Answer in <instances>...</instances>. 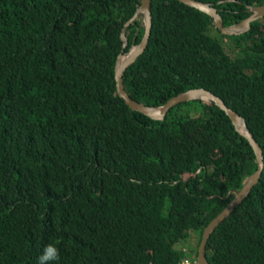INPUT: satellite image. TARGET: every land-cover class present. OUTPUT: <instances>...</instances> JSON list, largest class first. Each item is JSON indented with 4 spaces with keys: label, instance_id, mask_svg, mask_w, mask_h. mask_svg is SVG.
Wrapping results in <instances>:
<instances>
[{
    "label": "trees",
    "instance_id": "trees-1",
    "mask_svg": "<svg viewBox=\"0 0 264 264\" xmlns=\"http://www.w3.org/2000/svg\"><path fill=\"white\" fill-rule=\"evenodd\" d=\"M225 27L264 0H196ZM141 0H0V264H181L206 226L256 172L249 141L214 102L164 121L117 93L120 33ZM143 52L123 75L150 107L205 89L246 120L264 155V16L240 35L177 0H152ZM141 14L123 53L143 35ZM231 43L239 54L230 53ZM228 46V45H227ZM196 251V264L198 257ZM209 264H264V170L212 233Z\"/></svg>",
    "mask_w": 264,
    "mask_h": 264
},
{
    "label": "water",
    "instance_id": "water-1",
    "mask_svg": "<svg viewBox=\"0 0 264 264\" xmlns=\"http://www.w3.org/2000/svg\"><path fill=\"white\" fill-rule=\"evenodd\" d=\"M187 6L195 8L203 13H206L214 19L215 27L221 31L223 35L233 36L240 35L248 31L251 27V24L262 18L264 16V5L251 8L253 12L252 15L236 25L225 27L222 21L218 10L210 4L198 2L196 0H177ZM151 2L152 0H141V4L137 7L133 16L124 24L121 33L120 39L123 42V47L121 53L117 56L116 67H115V79L117 86L118 95L123 98L126 104L130 107L131 110L142 113L143 115L157 121H164L168 111L181 104L186 102H191L195 100L210 101L214 102L221 110H223L227 116L231 119L235 128L240 131V133L249 141L250 146L253 148V151L257 160V170L256 172L246 181L243 188L239 190H233L229 193L228 197H231L234 194V198L227 205V207L215 217L203 231L202 240L198 250V257L196 264H209L206 258V247L209 238L215 229L223 223V221L233 213L251 194L254 187L259 183L263 170H264V155L263 152L252 136V133L249 131L246 120L241 117L237 112L229 108L224 101L213 94L210 91L205 89H193L179 94L176 97L171 98L167 103L161 107H150L142 103H139L133 100L128 93L126 92L123 84V75L131 63L143 52L146 47L150 27H151ZM141 14L143 17L144 32L140 42L137 45H132L129 49L131 52L127 61L125 63H120V58L124 54L123 50L126 47L128 40L125 37V29ZM134 48V49H133ZM133 50V51H131ZM242 128V129H241Z\"/></svg>",
    "mask_w": 264,
    "mask_h": 264
},
{
    "label": "rangeland",
    "instance_id": "rangeland-1",
    "mask_svg": "<svg viewBox=\"0 0 264 264\" xmlns=\"http://www.w3.org/2000/svg\"><path fill=\"white\" fill-rule=\"evenodd\" d=\"M225 46H226L227 50L230 53H232L233 55H241L238 52L239 50L236 49L231 43L226 42ZM199 240H200V236H199L198 232H196V231H190L189 238L184 242V245L186 246V255H187V258L189 260H191L192 263L195 261V258H196V251H197V248H198V242H199Z\"/></svg>",
    "mask_w": 264,
    "mask_h": 264
},
{
    "label": "clouds",
    "instance_id": "clouds-1",
    "mask_svg": "<svg viewBox=\"0 0 264 264\" xmlns=\"http://www.w3.org/2000/svg\"><path fill=\"white\" fill-rule=\"evenodd\" d=\"M59 258V250L54 243H48L43 246L37 264H54Z\"/></svg>",
    "mask_w": 264,
    "mask_h": 264
},
{
    "label": "bare ground",
    "instance_id": "bare-ground-1",
    "mask_svg": "<svg viewBox=\"0 0 264 264\" xmlns=\"http://www.w3.org/2000/svg\"><path fill=\"white\" fill-rule=\"evenodd\" d=\"M134 49V48H133ZM131 51H133V50H131ZM130 51L128 52V53H126V54H123L122 56H121V58H120V63H125L126 61H127V59H128V57H129V55H130ZM124 81V80H123ZM167 117V116H166ZM156 121V120H155ZM242 129V128H241ZM225 221V220H224ZM189 231H191V230H189ZM193 233V232H192ZM210 239V238H209ZM193 248V247H192ZM195 250V249H194ZM198 250V249H197ZM191 261V260H190Z\"/></svg>",
    "mask_w": 264,
    "mask_h": 264
},
{
    "label": "built area",
    "instance_id": "built-area-1",
    "mask_svg": "<svg viewBox=\"0 0 264 264\" xmlns=\"http://www.w3.org/2000/svg\"><path fill=\"white\" fill-rule=\"evenodd\" d=\"M181 264H191L190 261L188 259H185L181 262Z\"/></svg>",
    "mask_w": 264,
    "mask_h": 264
}]
</instances>
